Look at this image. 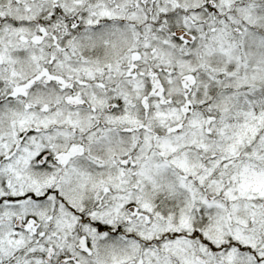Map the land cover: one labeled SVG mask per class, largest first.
Segmentation results:
<instances>
[{"label":"snow or ice","instance_id":"6c2138e0","mask_svg":"<svg viewBox=\"0 0 264 264\" xmlns=\"http://www.w3.org/2000/svg\"><path fill=\"white\" fill-rule=\"evenodd\" d=\"M0 264H264V0H0Z\"/></svg>","mask_w":264,"mask_h":264}]
</instances>
